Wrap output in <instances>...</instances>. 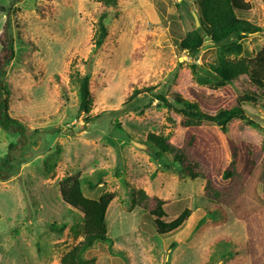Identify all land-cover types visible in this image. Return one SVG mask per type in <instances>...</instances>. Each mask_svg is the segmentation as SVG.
<instances>
[{"label": "rangeland", "instance_id": "obj_1", "mask_svg": "<svg viewBox=\"0 0 264 264\" xmlns=\"http://www.w3.org/2000/svg\"><path fill=\"white\" fill-rule=\"evenodd\" d=\"M182 1L116 0L106 8L93 0H0V80L14 121L6 130L0 126V164L9 155L14 168L0 169V264H60L78 243L70 229L81 225V215L58 191L74 175L93 185L82 186L85 197L113 195L105 217L109 241L85 255L95 264H264L261 133L240 121L226 135L216 126L186 128L156 102L141 115L125 110L134 90L150 87L210 114L231 108L242 94L240 81L217 89L193 81L192 60L178 47L195 28L193 0ZM246 2L251 9L238 16L262 29L242 42L245 55L255 58L264 51V0ZM103 13L108 34L95 51ZM195 62L200 75L212 76L216 48L208 38ZM75 71L90 77L93 103L86 114H78ZM145 95L134 105L141 108ZM243 109L264 127L258 104ZM149 134L170 135L169 143L198 161L229 202L206 201L205 181L184 176L172 157L157 159L145 145ZM228 169L232 177L224 180ZM139 190L148 196L145 208L136 204ZM155 199L164 202L166 222L191 210L175 233L156 234L148 215ZM63 224L62 234L53 232ZM212 255L225 258L209 262Z\"/></svg>", "mask_w": 264, "mask_h": 264}, {"label": "trees", "instance_id": "obj_2", "mask_svg": "<svg viewBox=\"0 0 264 264\" xmlns=\"http://www.w3.org/2000/svg\"><path fill=\"white\" fill-rule=\"evenodd\" d=\"M93 1L100 3L106 8L116 6V0ZM185 3V0H183L181 4ZM188 8L195 12L199 26L186 32L178 42V47L192 60L188 64V67L193 81L199 86L213 89L232 85L233 82L240 81L244 85V89L242 94L237 98V103L229 109H218L214 114H210L201 110L197 103L189 102L179 96L169 99L162 92L154 94V88L150 87L134 90L124 103V106H126L125 110H132L141 115L144 110L150 108L156 102V105H160L167 112L181 117L182 124L186 128L202 125L216 126L224 135L227 134L229 125L232 122L240 121L247 127L261 133V150L264 153V127H261L258 122L249 117L245 109H243L244 105L255 106L258 104L264 110V51H261L255 58H252L248 54L245 55L242 44L245 39L260 33L262 29L247 20H242L238 16L240 13H247L251 9L250 4L246 0H193V4L188 5ZM106 17V13L99 15L96 23L93 35L95 51L101 49L108 34ZM205 38L211 40L213 46L216 48V63L210 66V70L212 71L211 77L200 75L198 73V64L195 62V59L200 54ZM9 49L12 50L10 45ZM89 80L88 74L80 75L77 71L73 75H70L71 84L76 89L78 114H86L92 108L93 102L89 91ZM250 86L255 91H251V88H248ZM6 93L7 90L4 89L2 80H0V126L5 130L10 128L12 126L11 123L14 122L7 114L8 95ZM140 94H148L145 97L149 98L141 108L134 105ZM169 139L170 135L149 134L147 135L145 145L149 150L154 151L153 155L157 159L168 156L172 157V161L179 165L184 176L193 180H204L206 201L215 203L218 207L223 205L222 201L229 202L227 193L216 190L211 180L201 173L200 163L194 160L188 161L185 151L173 147L169 143ZM5 157L6 159L0 164L2 167L0 169H3L5 173H10L14 170L11 165L12 160L9 155ZM230 159V165L232 166L235 159L234 154L230 156ZM262 167L259 180L264 190V155ZM232 174L231 170H226L223 174V179L227 180L231 178ZM84 181L85 179L74 175L62 179L58 184L61 200L80 213L82 221L76 230L74 227L70 229L74 233V237H78L77 239L80 240L61 257L60 264H95L94 260L85 258L86 253L95 244L109 241L105 217L113 195L103 194L97 200L89 199L83 195L82 186L87 185L89 190H91L93 189V185L86 184ZM137 195V198L135 197L136 204L145 208L148 196L142 190H139ZM163 205L164 202L162 200L155 199L154 208L148 211L149 217L153 220L156 234L159 236L175 233L185 224L191 214V210L186 208L174 220L166 222L167 215L163 209ZM53 225L52 227H54ZM63 225L61 230L57 229L53 231L51 229V231L62 234V231L66 227L65 224ZM224 258L222 257L217 260L216 255H212L209 258V262L215 259L220 262Z\"/></svg>", "mask_w": 264, "mask_h": 264}, {"label": "water", "instance_id": "obj_3", "mask_svg": "<svg viewBox=\"0 0 264 264\" xmlns=\"http://www.w3.org/2000/svg\"><path fill=\"white\" fill-rule=\"evenodd\" d=\"M191 15H192V17H193V20H194V23H195V28H197L198 26H199V21H198V18H197V16H196V14H195V12H191ZM137 147H142V148H146L144 145H140V144H137V143H134Z\"/></svg>", "mask_w": 264, "mask_h": 264}]
</instances>
